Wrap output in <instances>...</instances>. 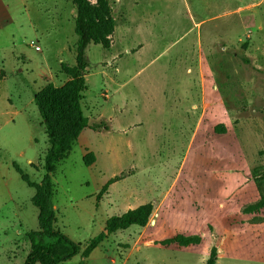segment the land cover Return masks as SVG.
I'll return each mask as SVG.
<instances>
[{
  "label": "rangeland",
  "instance_id": "rangeland-1",
  "mask_svg": "<svg viewBox=\"0 0 264 264\" xmlns=\"http://www.w3.org/2000/svg\"><path fill=\"white\" fill-rule=\"evenodd\" d=\"M107 3L114 29L87 48L81 106L108 129L85 128L55 163L54 226L82 244L129 205L153 210L60 264H205L212 247L216 264H264V0ZM73 10L0 0V264H22L38 229L21 176L40 182L49 143L25 101L75 62ZM8 104L25 116L9 119Z\"/></svg>",
  "mask_w": 264,
  "mask_h": 264
},
{
  "label": "trees",
  "instance_id": "trees-1",
  "mask_svg": "<svg viewBox=\"0 0 264 264\" xmlns=\"http://www.w3.org/2000/svg\"><path fill=\"white\" fill-rule=\"evenodd\" d=\"M76 13L74 33L77 36L76 56L73 65H62V71L69 79L60 86L47 83L33 93V101L42 118L49 146L43 157L44 174L39 183L24 180L35 189L31 197L37 208L38 229L26 233L29 251L22 264H59L80 252L87 258L97 245L105 238V233L123 230L131 225L145 226L152 213L151 202L128 209L119 215H112L106 220L104 230L82 244L75 243L55 228V215L51 205L52 174L55 163L65 157L79 134L85 128L93 130L108 126L102 121H90L84 115L81 100L85 89V71L88 66L87 48L90 44H100L107 48L108 36L114 29V22L109 14L107 0H72ZM91 155V154H90ZM93 157V156H92ZM94 159H84L90 165ZM173 241L180 246L197 244L199 237L177 235ZM216 247L210 249L205 264H216Z\"/></svg>",
  "mask_w": 264,
  "mask_h": 264
},
{
  "label": "crops",
  "instance_id": "crops-1",
  "mask_svg": "<svg viewBox=\"0 0 264 264\" xmlns=\"http://www.w3.org/2000/svg\"><path fill=\"white\" fill-rule=\"evenodd\" d=\"M4 7H7V5H5L4 4ZM74 11V17H75V13H76V9L75 10H73ZM110 36V35H109ZM108 36V37H109ZM75 56H76V51H75ZM75 63V62H74ZM73 63V64H74ZM72 64V65H73ZM70 66V65H69ZM61 71H62V69H61ZM63 72V71H62ZM10 75V73H7L5 70H3V68H1L0 69V84H4V81H5V79L7 78V76H9ZM66 75V74H65ZM18 77H15V79H17ZM43 78H45V83H44V85L45 84H47V83H52L54 86H60V85H62L64 82H66L68 79H69V77L66 75V77L64 78V79H62L61 78V76L60 75H58V73L55 71V72H51L50 71V73L48 74V75H46V74H44L43 75ZM17 82H19V84H22V83H24L22 80L21 81H18L17 80ZM30 84V83H29ZM44 85H42V87L44 86ZM41 87H38V90L40 89ZM34 90H36V89H32V93L31 94H29V96L27 97V99H26V103L28 104L29 103V106H28V109L29 110H31L32 112H34V101H33V93L35 92ZM38 90H36V91H38ZM0 97H1V92H0ZM6 99L7 100H9L7 97H6ZM9 105V107L8 108H11L12 110L9 112V119H11L12 121H13V118L14 117H17V116H25V114H23V111H25V104L21 107V109L20 108H17V107H15L14 105H12V104H8ZM37 108V107H36ZM8 112V110H6L5 111V113H7ZM39 113V112H38ZM199 121V120H198ZM197 121V122H198ZM7 122V121H6ZM28 122V121H27ZM80 135V134H79ZM79 137V136H78ZM32 164V163H31ZM26 177V176H25ZM21 179L24 181V183H26L27 184V186H29L28 185V181L29 182H32V181H30V180H28V181H26V180H24V178H23V175L21 176ZM35 183V182H34ZM29 187H31V188H33L32 186H29ZM34 192H35V189L33 188V193H32V195H31V197L33 196V194H34ZM31 197H30V201H31ZM32 203V202H31ZM33 205V204H32ZM129 209H132L133 207H131L130 205H129V207H128ZM128 210V209H127ZM98 246V245H97ZM60 264V263H59Z\"/></svg>",
  "mask_w": 264,
  "mask_h": 264
},
{
  "label": "built area",
  "instance_id": "built-area-1",
  "mask_svg": "<svg viewBox=\"0 0 264 264\" xmlns=\"http://www.w3.org/2000/svg\"><path fill=\"white\" fill-rule=\"evenodd\" d=\"M35 49H39V47L38 46H35Z\"/></svg>",
  "mask_w": 264,
  "mask_h": 264
},
{
  "label": "water",
  "instance_id": "water-1",
  "mask_svg": "<svg viewBox=\"0 0 264 264\" xmlns=\"http://www.w3.org/2000/svg\"><path fill=\"white\" fill-rule=\"evenodd\" d=\"M106 231V230H105Z\"/></svg>",
  "mask_w": 264,
  "mask_h": 264
}]
</instances>
